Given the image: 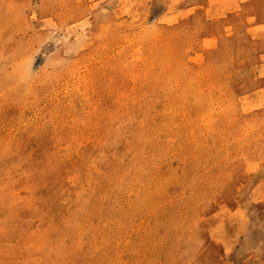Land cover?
<instances>
[{"label":"rangeland","instance_id":"obj_1","mask_svg":"<svg viewBox=\"0 0 264 264\" xmlns=\"http://www.w3.org/2000/svg\"><path fill=\"white\" fill-rule=\"evenodd\" d=\"M142 1L0 0V264H264V13Z\"/></svg>","mask_w":264,"mask_h":264},{"label":"crops","instance_id":"obj_2","mask_svg":"<svg viewBox=\"0 0 264 264\" xmlns=\"http://www.w3.org/2000/svg\"><path fill=\"white\" fill-rule=\"evenodd\" d=\"M152 1L157 0H143L142 6L145 7V9H148V6H150V3ZM163 3L166 2V0H161ZM168 3L165 5L167 8L164 9V11L158 15L160 16L159 19L163 21H167L171 19L172 21H176V18L179 16V13H177L178 8L181 7L182 3H185L186 0H167ZM190 2L197 1L201 3H215L218 6V9H221L223 13H225V16H236L241 17L243 15L246 16V10L250 9L249 12L253 16H258L257 20H260L262 18V15L264 13V0H188ZM256 1V2H253ZM167 9H173L175 10L173 13H168ZM149 14V13H148ZM225 25V24H224ZM214 29L212 28L211 31ZM261 44V40L257 39L256 37H250L248 39H245V41L241 44L242 53H251L256 50V46ZM4 93H1L0 96H2Z\"/></svg>","mask_w":264,"mask_h":264}]
</instances>
